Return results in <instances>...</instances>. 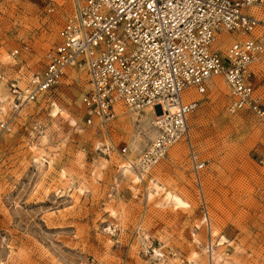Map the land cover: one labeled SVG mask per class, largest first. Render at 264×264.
Instances as JSON below:
<instances>
[{
    "label": "rangeland",
    "instance_id": "1",
    "mask_svg": "<svg viewBox=\"0 0 264 264\" xmlns=\"http://www.w3.org/2000/svg\"><path fill=\"white\" fill-rule=\"evenodd\" d=\"M81 2L0 0V114L11 110L9 84L25 87L43 70ZM257 15L264 18V5ZM213 79L187 120L205 161L200 181L183 139L147 173L131 168L155 136L147 111L120 106L104 134L84 126L88 80L76 69L24 106L0 135V264H264V169L256 163L264 122L250 110L229 112L227 84ZM257 93L264 105V66ZM100 141L113 147L110 156L95 149Z\"/></svg>",
    "mask_w": 264,
    "mask_h": 264
},
{
    "label": "built area",
    "instance_id": "2",
    "mask_svg": "<svg viewBox=\"0 0 264 264\" xmlns=\"http://www.w3.org/2000/svg\"><path fill=\"white\" fill-rule=\"evenodd\" d=\"M263 5L264 0H82L59 27L43 70L25 87L9 84L11 110L0 114V135L14 129L24 106L50 95L67 71L76 69L88 80L80 97L84 126L104 134L116 120L117 106L159 111L156 135L131 162L133 169L148 172L183 139L200 181L205 161L192 148L187 123L199 106L192 95H203L221 76L229 89L227 110H250L264 122L257 93L263 79L264 18L256 15ZM48 6L53 10L51 1ZM230 33L236 36L221 52L215 44ZM32 128L31 135L39 131L36 122ZM95 149L107 156L113 151L105 141ZM118 154L127 160V147ZM256 163L264 169V147Z\"/></svg>",
    "mask_w": 264,
    "mask_h": 264
},
{
    "label": "bare ground",
    "instance_id": "3",
    "mask_svg": "<svg viewBox=\"0 0 264 264\" xmlns=\"http://www.w3.org/2000/svg\"><path fill=\"white\" fill-rule=\"evenodd\" d=\"M258 11V10H257ZM256 13V12H255ZM257 15V14H256ZM234 39H232V41H233ZM229 44V43H228ZM219 77V76H218ZM217 77H215L214 79H216ZM213 79V80H214ZM212 82V81H211ZM198 96V94H196V95H192V98H194V99H196V100H198L196 97ZM199 101V100H198ZM119 107L120 106H117V108L119 109ZM116 108V109H117ZM82 111V110H81ZM144 111H147L151 116H153L154 117V119H155V117L156 116H158L160 113H158L157 111H155L154 113L150 110V108H144L141 112H144ZM57 115H60V118L61 119H64V120H66L67 119V117H66V115L65 114H63V113H61L60 114V112H59V110H57ZM82 113V112H81ZM145 117H147L146 115H144ZM143 119V118H142ZM154 123V122H153ZM155 135H156V130H155ZM155 137V136H154ZM35 161H39V159H37V156H35ZM41 161V160H40ZM131 168H132V166H131ZM129 170L128 169H126L125 170V172H128ZM147 173V172H146ZM140 174H142V173H140ZM143 174H145L144 172H143ZM139 181V178L137 177V176H135L134 177V182H138ZM151 188H153V187H151ZM154 189L155 190H158L159 188L156 186V185H154Z\"/></svg>",
    "mask_w": 264,
    "mask_h": 264
},
{
    "label": "water",
    "instance_id": "4",
    "mask_svg": "<svg viewBox=\"0 0 264 264\" xmlns=\"http://www.w3.org/2000/svg\"><path fill=\"white\" fill-rule=\"evenodd\" d=\"M157 112H159V111H157Z\"/></svg>",
    "mask_w": 264,
    "mask_h": 264
}]
</instances>
